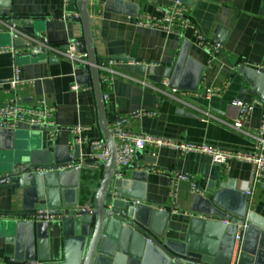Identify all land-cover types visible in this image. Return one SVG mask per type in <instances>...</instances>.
Segmentation results:
<instances>
[{
	"label": "crops",
	"instance_id": "crops-1",
	"mask_svg": "<svg viewBox=\"0 0 264 264\" xmlns=\"http://www.w3.org/2000/svg\"><path fill=\"white\" fill-rule=\"evenodd\" d=\"M1 2L9 4L12 16L27 20L26 26L16 28L33 42L32 47L41 48V54L21 56L30 49L13 46L9 29L0 32V48H6L0 50V80H11L17 75L28 81L18 90L10 89L8 84L0 87V103L18 95L22 104H35L45 99L53 106L54 120L64 128L55 138H51L44 128L26 123L13 130L15 135L35 140L42 148L49 138L54 146L62 147L63 156L75 154L79 145L78 186L73 190L70 188L64 201L75 200L79 207L93 206L103 166L86 164L95 162L91 146L88 142H77L78 135L70 129L82 125L88 128L81 134L82 138H102L88 66L76 68L70 57L44 46L47 43L66 50L68 43L81 42L83 26L78 0L67 5L63 0ZM178 3L185 8L197 29L220 42L221 51L202 48L194 28L167 32L137 25L139 15L162 17L161 8ZM88 13L96 53L104 59L100 76L103 93L107 94L109 123L138 110H154L155 114L131 118L125 128L136 134L232 150H256L264 116V0H89ZM26 27L33 28L34 32L30 33ZM0 28H3L1 23ZM120 54L132 58L133 62L110 59ZM127 64L139 67L129 69ZM168 68H172V72L167 78ZM75 82L90 84L91 88L76 91L72 88ZM215 87L222 88L221 92L209 97L208 90ZM253 100L259 103L247 122L237 128L235 118L239 107L236 102ZM12 140L13 136H0V150L7 148ZM139 151L135 153L132 165L123 171L122 178L129 180L130 189L123 188V191L132 196L135 204L141 202L146 209L153 208L143 212L144 219L156 230L162 229L165 238L176 243L190 238L198 248H213L219 242V228L207 223L212 217L204 213L208 210L205 200L218 193L224 204L239 209L251 186V165L232 160L228 169H224L206 154L181 156L166 147ZM150 151H155V155ZM5 165V159L0 161V174L9 173L1 171ZM179 173L191 178H178ZM9 174L14 176L12 180L0 184V220H26L30 215L20 214L27 209L30 213L37 206V189L31 181L23 183L20 176ZM76 177L70 172L65 185L71 187ZM58 185L54 175L41 184L60 199ZM197 192L202 195V200L195 201ZM249 196L250 208L264 217V184L256 183ZM54 202L57 200H52ZM46 222L49 223L46 228L47 253L51 261H60L65 238L60 217ZM6 231L9 232L8 228L0 225V264H15L17 238L15 241L14 235L10 237ZM227 246L226 235L220 250L225 251ZM123 248L126 251L123 264H128L127 259H131L129 264L134 261L144 264V253L132 244ZM234 260L235 253L231 264ZM145 264L157 262L146 261Z\"/></svg>",
	"mask_w": 264,
	"mask_h": 264
},
{
	"label": "water",
	"instance_id": "water-1",
	"mask_svg": "<svg viewBox=\"0 0 264 264\" xmlns=\"http://www.w3.org/2000/svg\"><path fill=\"white\" fill-rule=\"evenodd\" d=\"M88 2L89 0H78L79 18L83 26V38L79 44V51L87 56L88 77L95 95L99 129L102 139L108 147L109 158L104 162H86L88 165L103 166V174L95 192L93 207L90 210H81L77 201H64L70 188L73 190L78 186L80 167L76 163L81 158L80 146H76L75 154L63 156L61 155L62 147L54 146L49 138L46 146L42 148L43 146H40L35 140L15 135L13 129H0V136H13L9 146L0 150V161L3 159L6 161V168L3 166L1 171H8L20 176L23 183L31 181L38 193L37 206H34L30 213L27 209L20 215H44L48 208L60 209L62 206L65 208L54 213L60 217L62 234L65 237L63 257L60 261H51L45 247L48 222L0 220V225L9 230L5 233L10 237L14 235L15 241L17 238L15 264H123L126 260V251L123 246L129 244L144 253V264L146 261H154L157 264H231L239 226H245V228L241 245L236 253V264H264V217L250 208L249 193L246 192V201L239 209L224 204L218 193L205 200L208 210L204 213L212 217L207 223L219 228V242L209 249L198 248L190 238L181 243L165 238L162 229L156 230L143 217L145 210L153 208L146 209V206L141 202L135 204L132 201V196L123 191V188L130 189V182L122 177L115 178L117 172L116 146L109 130L107 104L104 100L100 77V64L104 62V59L96 53ZM0 23L3 25L0 32H4L6 29L10 30L11 34L8 35L12 37L13 46L30 49L28 53H23L21 56L35 57L41 54L38 48L32 47L26 40L14 36L11 27L20 28L26 26L25 24L28 22L25 18L12 16L9 4H2L1 0ZM25 29L30 33L34 32L31 27ZM110 59L133 62L132 58L121 54L114 55ZM135 67L139 66L127 64L129 69ZM171 72L172 68L166 70L167 78L170 77ZM67 164L76 166L59 169ZM48 169H59L60 171L55 173ZM70 172L77 176L71 187L65 185L64 182ZM52 175L56 176L59 182L60 199L51 191H46L45 186L44 188L41 186L42 181L45 182ZM194 198L195 201L203 199L199 192L195 194ZM52 200H57V202L53 204ZM155 212L163 214L159 210H155ZM223 220L225 222H222ZM226 235L228 246L225 251H222L220 246ZM11 241H14L13 238ZM127 261L129 264L131 259H127ZM134 264H137V261H134Z\"/></svg>",
	"mask_w": 264,
	"mask_h": 264
},
{
	"label": "built area",
	"instance_id": "built-area-1",
	"mask_svg": "<svg viewBox=\"0 0 264 264\" xmlns=\"http://www.w3.org/2000/svg\"><path fill=\"white\" fill-rule=\"evenodd\" d=\"M64 5L69 4L72 0H63ZM164 12L162 17H155L150 15H139L137 18V25L144 26L153 29L164 30L167 32H182L187 28H194L198 44L206 49H214L216 52L221 51L220 42L211 39L196 28L195 23L190 16L186 13L185 8L181 3L174 6H168L161 8ZM14 36L23 38L32 46L33 42L27 38V36L12 26ZM79 41H73L67 44L66 50L56 48L50 44L44 43V46L49 50H53L58 54L70 57L76 63V68L79 65L87 66V56L79 51ZM40 47H38L39 49ZM41 49V48H40ZM0 50H6V48H0ZM264 67V65H263ZM104 69L103 63L100 64V70ZM101 77V76H100ZM28 81L20 79L17 75L11 80H0V87L9 85L10 89L18 90L19 86L27 83ZM102 82V79H101ZM78 91L81 89L91 88V85H82L75 82L72 87ZM222 88H210L208 90V96L219 94ZM104 100L107 99V94H104ZM259 103L258 100L251 102H236L239 107L238 116L235 118V126L240 128L247 122L249 115L253 108ZM55 109L45 99H40L35 104H22L20 103V97L17 95L15 98H11L3 103H0V129H16L21 123H26L31 126H40L44 128L51 138H55L64 128L56 124L54 120ZM155 114L154 110H138L126 116L115 118L109 123V130L114 138L116 146V165L117 172L115 178H121L123 171L132 165L133 158L137 150H148L149 148H170L178 152L179 155L185 156L190 153H200L209 155L212 160L228 169L229 162L232 160L248 162L251 165V178L250 189L247 191L252 194L253 187L256 183L260 182L264 184V116L263 123L260 127L257 140L258 145L255 151H242L232 150L221 146H215L205 143H194L180 139L160 137L149 134H136L128 131L125 128V123L133 117H139L143 115ZM75 134H77V142H88L91 146V156L95 162H104L109 158V150L105 141L100 139H89L87 137L82 138L81 134L88 128L82 125H76L70 128ZM151 155H155V151H150ZM76 165L70 164L59 168L60 170L74 167ZM80 167V166H78ZM178 178L189 179L188 174L179 173ZM14 176L12 174H0V184L9 183ZM195 187V186H194ZM93 206H82L81 210H90ZM57 210L48 209L43 215H31L27 221H49L50 219L57 217L54 213ZM245 226H239V230L236 234V242L234 247L235 262L236 253L241 245L243 230Z\"/></svg>",
	"mask_w": 264,
	"mask_h": 264
}]
</instances>
